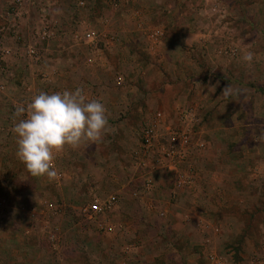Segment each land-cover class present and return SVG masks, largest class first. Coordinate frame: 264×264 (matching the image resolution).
<instances>
[{
	"label": "rangeland",
	"instance_id": "374dc122",
	"mask_svg": "<svg viewBox=\"0 0 264 264\" xmlns=\"http://www.w3.org/2000/svg\"><path fill=\"white\" fill-rule=\"evenodd\" d=\"M17 1L0 0V38L6 37L0 50H13L0 65V202L11 208L0 216L1 230L8 219L37 220L38 233L49 239L52 225L65 221L62 236L72 242L66 252L76 264H118L120 248L112 244L115 250L107 253L112 240L105 216L90 220L86 212L113 194L125 211L141 208L142 198L156 202L158 216L169 207L170 223L177 225L164 233L199 241L196 228L179 226L188 205L181 200L184 188L175 191L174 200L167 190L151 197L155 191L145 185L176 177L157 165L155 149L144 148L146 131L154 128L153 143H168L169 131L182 129L191 143L205 145L203 151L192 149L190 157L206 150L228 157L226 146L215 148L218 143L236 149L234 157L208 169H217L222 181L196 170L195 185L200 176L211 198L209 205L204 195L201 205L193 204L194 213L207 216L206 237H213L202 250L209 260L220 249L234 264L264 263V0H20V7ZM45 30L50 38L41 36ZM30 50L37 56L30 57ZM248 52L254 53L250 63L243 59ZM76 88L105 106L108 125L101 140L54 153L57 170L72 176H65L61 195L54 177L26 169L12 129L27 117V112L15 116L17 107L27 109L41 92ZM185 109L192 113L187 123ZM45 202L73 206L56 216L43 212ZM24 206L40 211L24 214ZM135 225L128 224L130 231Z\"/></svg>",
	"mask_w": 264,
	"mask_h": 264
},
{
	"label": "crops",
	"instance_id": "0c3cea01",
	"mask_svg": "<svg viewBox=\"0 0 264 264\" xmlns=\"http://www.w3.org/2000/svg\"><path fill=\"white\" fill-rule=\"evenodd\" d=\"M4 38H0V41L4 40ZM13 42V41H12ZM11 44L13 45V43ZM15 45V44H14ZM10 49V48H7ZM13 50L11 51V56H12ZM10 56V57H11ZM165 68V66H164ZM6 102V101H5ZM4 104L1 102L0 107H3ZM2 128H0V131ZM214 144V143H213ZM212 144V146H214ZM232 143H218V146L215 148H223V146L228 150L229 154L228 157H226V152L219 154L216 151L209 152L205 151L202 154L203 155H197L194 157H190L187 161V163L191 162L192 167H185L186 169L183 171L184 174L190 173V170H193L194 173L196 174V170L202 169L203 172L205 173V177L208 176L211 180H223L221 176H219L218 170H212L209 171V167H212L215 164L220 165L222 163L223 159L234 157L236 155V149L230 150V147L233 146L231 145ZM242 143H237L236 146H241ZM235 146V147H236ZM234 147V148H235ZM203 151V150H199ZM224 154V158L221 157V155ZM57 162L53 160L52 162V169L56 171L57 175L54 177L57 181V188L61 192L62 195V188L60 187L63 183V180L65 181V174L60 173L57 170ZM184 168V167H183ZM192 168V169H189ZM169 172V171H168ZM172 173V172H169ZM197 175V174H196ZM69 178H72L71 175H67ZM66 176V177H67ZM204 178V177H203ZM197 179V177H196ZM206 179V178H205ZM153 181V180H151ZM150 181V182H151ZM200 181H202V178L199 176L198 179V184L197 186L194 185L195 187H190L192 189L182 187L181 188L186 191V196H182L186 199H182L185 203H188L186 207V213L184 216H182L181 221L179 226L181 228H196L197 233L200 237V240H194L186 235H182L180 238L172 236L171 234L164 233V230L167 228H171L177 224H171L170 223V214L169 212V207H164L166 213L161 211V214H154L155 211L161 210L160 207L156 206L155 201H150L148 198L141 199V202L144 203L141 208L136 209H131V211H125L121 206V201L119 200L118 204L115 206L114 210L105 216V222H104V229L107 234L111 235V240L109 245V250H107V253L114 251L116 248H120L118 250V257L117 259L119 260L118 264H234L231 259V255L222 253V251H218V255L216 256H211L210 255V260L207 257L206 250H202L203 244L206 246L207 244L212 243L213 237L209 238L206 237L205 231L203 229H206V226L208 225L206 221L207 216L204 215H197L199 214V211L197 210L198 213H194L195 208L193 207V204L196 202L201 205V200L202 198L200 196L204 195L207 198L208 205H209V200H211L210 195H207L204 193L205 191H209L208 188H205L204 183L200 184ZM196 182V180H195ZM155 183V184H154ZM146 185V183H145ZM180 186L177 185V180L176 177L174 176V181L170 179V181L166 182H153L151 183V187H147L149 190L152 191L154 190V193H149L151 197L154 196H159L156 195L155 193L158 190H161L163 192H166L170 194V196L174 195V200H176V193L175 191L179 188ZM122 189H119L117 194H120L122 192ZM147 189V190H148ZM148 190V192H150ZM167 190V191H164ZM75 191H79V189H76ZM22 192V191H21ZM80 192V191H79ZM219 195L222 196V192L219 190L218 191ZM113 194H110L108 198L113 197ZM208 196V197H207ZM203 197V196H202ZM106 198V199H108ZM180 198V197H179ZM104 199V200H106ZM173 199L171 201H173ZM150 201V202H147ZM191 201V202H190ZM7 203V205H6ZM45 204H50L47 205L46 207L44 206ZM205 204V201H204ZM211 204V203H210ZM173 204L172 206H174ZM4 208L0 212V216L6 217L7 216V211H11V208L8 207V202L6 201L5 204H3ZM73 206L72 204H69L68 206L62 205V203H56L52 204L49 202H45L42 204V207H44L43 212H54L56 216L59 215V212H63L65 208L67 209L69 207ZM171 207V206H170ZM207 207V206H206ZM8 209V210H7ZM22 212L24 214H28V212L32 213V216L34 213L39 212L40 210L38 208H31V207H26L22 208ZM48 209V210H45ZM120 212V218L117 217L119 215L115 213ZM115 214V215H114ZM4 215V216H3ZM124 216H129L128 219H122ZM131 216V218H130ZM0 217V219L2 218ZM129 223H128V222ZM39 221L36 220L35 222H31L29 224H23V223H16L13 221H5V227L4 230H1L0 226V264H19L20 261H22L23 264H27V262H31L34 259V263L31 264H76L74 258L75 256H70L66 250L69 249L72 250V242L67 239H65V235L62 236V232L64 231V226L66 224L65 221H58L54 225H52V228H54L53 234L47 239L44 234L38 233V229L40 226ZM130 223H135L136 229H133L130 231V226L128 224ZM206 223V225H205ZM213 223V222H212ZM215 225V224H213ZM43 226V225H41ZM54 226V227H53ZM210 226V225H209ZM144 227V229H143ZM216 227L219 228V226L216 225ZM112 230H108V229ZM138 229V230H137ZM145 229H150L146 231ZM19 230V231H18ZM219 230V229H218ZM187 231V230H186ZM14 233V234H12ZM15 235L14 237H12ZM197 236V235H196ZM16 237V239H15ZM132 238L136 239V242L127 244L128 241L130 242ZM13 238L15 239L13 241ZM50 240L52 244V251L51 254L48 252L47 249L49 246ZM67 240V241H66ZM115 245V249L111 248V245ZM127 244V245H126ZM197 246L199 249L194 250L193 248ZM207 247V246H206ZM122 252V253H121ZM120 253V254H119ZM113 256V255H112ZM110 259V257H109ZM253 259V264H256V262ZM108 261V259H107ZM209 262V263H208ZM252 264V261H251Z\"/></svg>",
	"mask_w": 264,
	"mask_h": 264
},
{
	"label": "clouds",
	"instance_id": "9594fccd",
	"mask_svg": "<svg viewBox=\"0 0 264 264\" xmlns=\"http://www.w3.org/2000/svg\"><path fill=\"white\" fill-rule=\"evenodd\" d=\"M243 59L252 62L254 53L248 52ZM26 112L27 117L20 119L12 131L17 137V156L33 176L55 177L57 173L51 167L54 153L84 140H101L108 125L105 106L98 100L89 101L81 88L41 92L27 109L17 107L15 116Z\"/></svg>",
	"mask_w": 264,
	"mask_h": 264
},
{
	"label": "built area",
	"instance_id": "2783aa9c",
	"mask_svg": "<svg viewBox=\"0 0 264 264\" xmlns=\"http://www.w3.org/2000/svg\"><path fill=\"white\" fill-rule=\"evenodd\" d=\"M17 2L18 4H20L18 5V7H20L22 5L21 1L18 0ZM16 16H21L20 11L16 13ZM51 35L52 34L49 30H45L41 34L43 38H50ZM87 36L91 41L94 40L93 34H88ZM30 52V57L37 56V52H35L34 50H30ZM9 56H11V51L9 49L4 48L0 50V65L2 62H5ZM181 116L184 122L187 123L191 121L192 113L189 110L185 109L181 112ZM145 134L147 143L144 144V148L149 150H156L154 152H156L158 155L156 161L157 165L164 167L169 172L174 173L176 175L178 186L192 187L196 180V174L193 170H190V173L184 174L183 171L185 169L183 167L184 165L188 164L187 161L190 158L191 150L195 148H197L198 150L204 148V143H197L194 145L193 143H191V137L189 133H187L186 130L182 129L180 131H169L168 143H153L155 142L152 141L155 137L154 128L148 129ZM154 152L152 153L154 154ZM151 182L150 180H148V182L146 183V187L150 188ZM118 202L119 198L117 196L110 197L104 200V202L96 200L94 204H92L86 211L89 213V219L92 220V215L98 216L110 214L114 210ZM3 204H5V202H0V212L4 208ZM108 230L110 231L112 229L109 228Z\"/></svg>",
	"mask_w": 264,
	"mask_h": 264
}]
</instances>
